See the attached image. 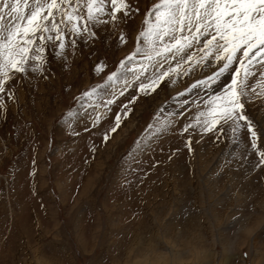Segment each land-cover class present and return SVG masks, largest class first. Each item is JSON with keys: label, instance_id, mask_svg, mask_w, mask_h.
<instances>
[{"label": "rangeland", "instance_id": "374dc122", "mask_svg": "<svg viewBox=\"0 0 264 264\" xmlns=\"http://www.w3.org/2000/svg\"><path fill=\"white\" fill-rule=\"evenodd\" d=\"M138 2L120 25L125 44L102 30L94 45L68 49L66 63L50 58L47 78L18 84V102L0 116V264H264V166L254 169L247 130L237 146L228 128L203 138L190 129L189 151L188 133L177 131L184 116L159 134L148 127L156 112L163 119L204 97L201 88L176 95L198 74L140 93L126 116L125 93L95 127L80 111L81 93L132 50L156 0ZM117 112L119 127L104 141ZM248 114L264 147V107Z\"/></svg>", "mask_w": 264, "mask_h": 264}, {"label": "snow or ice", "instance_id": "6c2138e0", "mask_svg": "<svg viewBox=\"0 0 264 264\" xmlns=\"http://www.w3.org/2000/svg\"><path fill=\"white\" fill-rule=\"evenodd\" d=\"M139 12L138 0H0V116L6 119L10 103L18 102V84L37 75L46 79L51 59L66 63L68 49L74 53L79 42L94 45L99 31L110 30L118 33L119 44H125L127 36L120 25ZM106 67L103 62L95 65L100 72ZM193 74L200 78L176 95L183 97L201 88L205 95L196 98L199 104L185 100L179 112L163 119L156 112L149 129L159 134L176 126L173 116H184L183 126L177 131L188 133L184 143L189 151L191 132L203 138L204 134L219 135L228 128L239 146L238 136L246 129L257 158L254 169L264 166V147L259 144L257 125L248 114L253 104L264 107V0L151 3L134 36V47L101 82L81 93L85 103L80 111L95 127L125 93L131 99L121 105L124 116L140 93L150 94L162 82L175 83L178 77ZM250 79L255 82L250 83ZM130 89L136 95H131ZM189 103L194 105V115L185 116ZM120 121L121 112H117L114 125L103 134L104 141Z\"/></svg>", "mask_w": 264, "mask_h": 264}, {"label": "bare ground", "instance_id": "6f19581e", "mask_svg": "<svg viewBox=\"0 0 264 264\" xmlns=\"http://www.w3.org/2000/svg\"><path fill=\"white\" fill-rule=\"evenodd\" d=\"M202 95V94H201ZM180 99V98H179Z\"/></svg>", "mask_w": 264, "mask_h": 264}]
</instances>
